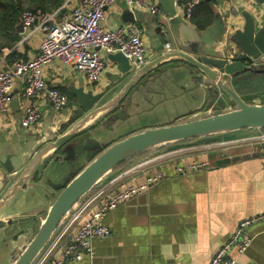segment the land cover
<instances>
[{
    "label": "crops",
    "instance_id": "0c3cea01",
    "mask_svg": "<svg viewBox=\"0 0 264 264\" xmlns=\"http://www.w3.org/2000/svg\"><path fill=\"white\" fill-rule=\"evenodd\" d=\"M151 1L160 2L161 13L152 15L143 10L144 18L136 21L143 29L142 39L150 50L148 63L166 52V42L171 43L172 52L204 56L195 52V47L199 50L203 46L206 49L212 47L207 46L204 34L214 23L215 13L222 14L232 30L235 26L243 28L244 20L240 13L238 16L230 15L227 12L230 6L253 8L251 0H204L209 2L213 16L208 25L200 28L192 19L194 13L188 18L180 8L187 0ZM128 8L126 0H117L107 9L103 25L115 29L129 23L124 21ZM165 10H169V14ZM41 34L36 32L28 41L16 46L20 57L10 58L11 50L4 49L0 55V68H10L18 58L27 60L35 57L39 53ZM212 48L214 51L218 49ZM107 62L105 73L96 84L58 59L48 65L45 70L47 85L72 98V103L63 112H56L50 100L37 102L26 98L25 79L15 81L10 111L7 114L0 112V219H13L10 227L0 229V264H12L15 252L25 244V235L18 240L12 238L15 231L26 227L28 232L33 230L45 217L54 199L52 193L46 196L44 190L30 183L25 188L16 187L9 194L14 188L12 176L19 174L21 163H24L23 168L38 165L39 151L50 132L79 111L71 88L84 86L86 90L95 93L105 91L107 94L110 87L118 84L116 63L108 59ZM198 75L200 72L189 62L174 60L154 67L131 89L120 88L119 94L124 95L115 111L108 114L107 111L98 112L86 122L87 130L77 138H81V144L74 148V158L44 161L38 167L41 177L36 176L35 182L54 192L52 184H60L70 174L79 172L84 163L96 154L95 150L83 149L86 142L93 144L100 140L107 143L130 132L175 122L184 115L200 114L205 108L200 109L206 94L197 80ZM117 98L116 93L107 102ZM33 102L39 103L43 117L39 126L30 129L23 125V120L26 107ZM120 110H124V115L117 119L115 116ZM246 131L257 134L264 129ZM248 140L230 141L223 145L217 143L214 145L216 148L208 145L212 150L191 145L167 159L147 160L128 166L130 159L119 165L105 184H109V191L127 184H142L156 173L166 175L107 215L105 222L111 234L93 240L94 256L66 259L64 264H210L212 257L230 240L243 220L264 213V157L259 147ZM61 155L64 157L65 153ZM235 156L240 158L216 164L221 158ZM4 161L14 165L12 173L7 171ZM198 162H208L209 165L203 169H188ZM180 167L187 170L180 171ZM75 212L76 207L69 220ZM78 225L79 221L74 223L72 232ZM248 233L253 242L239 256V264H264V220L251 224ZM61 248L47 264H54L56 257L62 256ZM236 254L235 250L231 251L232 256Z\"/></svg>",
    "mask_w": 264,
    "mask_h": 264
},
{
    "label": "water",
    "instance_id": "95a60500",
    "mask_svg": "<svg viewBox=\"0 0 264 264\" xmlns=\"http://www.w3.org/2000/svg\"><path fill=\"white\" fill-rule=\"evenodd\" d=\"M251 1L252 10L244 6L238 9L244 20L243 28L237 29L235 26L231 30L224 16L215 13L214 23L204 34L205 40L207 37V46L211 45L215 49L218 47L215 51L212 47L206 49L203 46L200 50L195 47V52L203 53L204 56H193L188 52H172L170 47L155 60L138 68L121 52L108 54L107 59L116 63L117 85L110 87L107 94L105 91L95 93L93 90H86L84 86L71 88L77 98L79 111L50 132V137L45 140L46 143L39 151L38 165L23 168L24 163H21L19 174L11 178L14 188L9 194L13 193L16 187L25 188L30 183L44 190L46 196L52 193L54 198L45 217L33 230L28 232L26 227L15 231L12 238L18 240L25 235V244L15 252L12 264H35L60 234L76 205L87 201L96 189L103 188L119 165L141 153L162 144L167 146L190 139L208 137L220 140L221 143L238 142L251 140L262 133L250 134V131L246 130L264 129V103L247 102L234 87V79L240 74L256 71L264 73V0ZM157 2L159 5L160 2ZM165 12L169 14V10ZM144 15L145 12L141 9L128 8L124 13V21L136 23L142 21ZM17 31L23 33L22 22L17 25ZM174 60L187 61L200 72L197 80L206 94L200 109L205 108L200 114L184 115L175 122L130 132L107 143L100 140L93 144L86 142L83 149L95 150L96 154L84 163L79 172L70 174L62 183H51L54 192L40 182H35L36 176L41 177L38 167L44 161L60 158L69 161L74 158V148L81 144V138L78 139L87 130L86 122L98 112H114L124 95L119 94L120 88L125 87L126 91L131 89L154 67ZM116 93L117 100L107 102ZM123 115L124 110H120L115 117L119 119ZM239 132L243 135H238ZM88 137L87 135L86 138ZM63 152L64 157L61 155ZM239 158H221L216 164L222 165ZM4 164L9 173L14 171L11 162L4 161ZM48 182L50 183V180ZM12 224L13 219H0V229L8 228ZM25 224L27 226V223ZM32 232L35 233L29 238Z\"/></svg>",
    "mask_w": 264,
    "mask_h": 264
},
{
    "label": "built area",
    "instance_id": "2783aa9c",
    "mask_svg": "<svg viewBox=\"0 0 264 264\" xmlns=\"http://www.w3.org/2000/svg\"><path fill=\"white\" fill-rule=\"evenodd\" d=\"M66 0L53 12L25 10L21 22L24 31L17 45L28 41L30 36L40 32L41 41L39 53L32 59L14 60L10 68H0V112L10 111L12 91L15 81L24 78L26 86L24 96L30 99L50 100L56 112H63L68 107V96L58 88H50L45 78V70L55 59L73 67L86 76L90 83H98L107 68V55L123 53L138 68L147 63L150 50L142 39L143 29L137 23H126L115 29L103 25L108 8L117 0ZM204 0H187L180 8L189 18ZM131 8H138L158 15L161 8L151 0H126ZM70 7V10L68 9ZM69 10V11H67ZM232 16L239 12L233 5L227 10ZM167 42L165 48H170ZM33 102L25 109L23 125L26 128L39 126L43 113L39 103ZM264 157V133L251 139ZM208 162L193 163L189 170L203 169ZM186 171L185 168H179ZM166 174L159 173L147 178L142 184H127L114 191H109V185L99 189L87 201L76 205V212L63 227L55 241L35 264H47L51 257L61 248L62 256L56 257L54 264H64L66 259L78 260L83 255L94 256L93 240L107 237L111 234L105 218L120 204L127 202L133 196L146 191ZM110 188V187H109ZM264 220V213L243 220L234 230L230 240L224 244L212 257L210 264H239V256L252 245L253 237L248 233L251 224ZM78 228L72 232L75 222ZM70 232L68 244L61 245L62 238ZM236 255L232 256L231 251Z\"/></svg>",
    "mask_w": 264,
    "mask_h": 264
},
{
    "label": "trees",
    "instance_id": "16d2710c",
    "mask_svg": "<svg viewBox=\"0 0 264 264\" xmlns=\"http://www.w3.org/2000/svg\"><path fill=\"white\" fill-rule=\"evenodd\" d=\"M65 2L66 0H0V55L4 49H10L11 52L8 57H20V54L16 51V46L21 39V34L17 31V25L21 22L22 13L25 10L41 9L44 12H53ZM212 16L213 12L209 2H203L194 12L192 19L200 28H204L211 22ZM240 83L238 84L240 85ZM245 83H242V85ZM245 98L247 97L244 95V100ZM71 103L72 98L68 96V104ZM163 146L165 145L159 147ZM69 239L70 232L62 238L61 245L68 244Z\"/></svg>",
    "mask_w": 264,
    "mask_h": 264
},
{
    "label": "rangeland",
    "instance_id": "374dc122",
    "mask_svg": "<svg viewBox=\"0 0 264 264\" xmlns=\"http://www.w3.org/2000/svg\"><path fill=\"white\" fill-rule=\"evenodd\" d=\"M237 81L238 83L241 82L240 85L236 83ZM234 82H235L234 87L236 88L237 91L240 90L242 98H244V95L247 97L245 98L247 102L264 103V73L257 72V71L244 73L238 79H234ZM244 82L246 83L242 85V83ZM263 133L264 131H262L261 134ZM221 142L220 140H213L208 137H205L204 139H190V140H184L179 143H174V144L163 146V147H156L149 151L141 153L140 155L134 157V159L132 158L129 161L128 166L133 165V164L134 166H136L141 163H144L147 160L151 161V160L160 159V158L161 160H163L164 158L167 159L170 157H174V155H178V152H180L181 150H184L187 147H190L191 145H200L201 147L205 149L212 150L213 147L216 148V146L214 145H216L217 143H219L220 145H223ZM208 145L210 146L213 145V146L211 148ZM156 174H159V173H156ZM97 191H99V189H96L93 194H95ZM32 233L29 236V238L30 237L32 238L35 232L33 234Z\"/></svg>",
    "mask_w": 264,
    "mask_h": 264
},
{
    "label": "bare ground",
    "instance_id": "6f19581e",
    "mask_svg": "<svg viewBox=\"0 0 264 264\" xmlns=\"http://www.w3.org/2000/svg\"><path fill=\"white\" fill-rule=\"evenodd\" d=\"M162 145H164V144H162Z\"/></svg>",
    "mask_w": 264,
    "mask_h": 264
}]
</instances>
